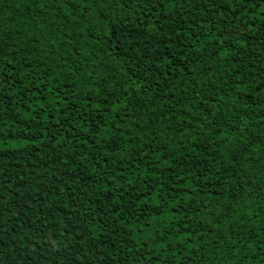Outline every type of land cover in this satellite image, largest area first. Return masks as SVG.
<instances>
[{"label": "trees", "instance_id": "1", "mask_svg": "<svg viewBox=\"0 0 264 264\" xmlns=\"http://www.w3.org/2000/svg\"><path fill=\"white\" fill-rule=\"evenodd\" d=\"M0 264H264V0H0Z\"/></svg>", "mask_w": 264, "mask_h": 264}]
</instances>
